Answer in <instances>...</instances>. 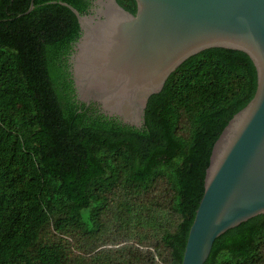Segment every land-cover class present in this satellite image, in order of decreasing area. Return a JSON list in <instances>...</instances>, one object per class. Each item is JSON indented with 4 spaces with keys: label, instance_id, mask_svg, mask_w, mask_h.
<instances>
[{
    "label": "trees",
    "instance_id": "trees-1",
    "mask_svg": "<svg viewBox=\"0 0 264 264\" xmlns=\"http://www.w3.org/2000/svg\"><path fill=\"white\" fill-rule=\"evenodd\" d=\"M0 0V264H181L212 147L253 98L249 57L182 63L145 109L147 135L73 117L62 63L77 19ZM204 264H264V214Z\"/></svg>",
    "mask_w": 264,
    "mask_h": 264
},
{
    "label": "water",
    "instance_id": "water-1",
    "mask_svg": "<svg viewBox=\"0 0 264 264\" xmlns=\"http://www.w3.org/2000/svg\"><path fill=\"white\" fill-rule=\"evenodd\" d=\"M77 19L62 63L73 117L147 135L145 109L190 57L239 51L257 77L253 98L215 141L181 264H204L226 231L264 214V0H30Z\"/></svg>",
    "mask_w": 264,
    "mask_h": 264
}]
</instances>
